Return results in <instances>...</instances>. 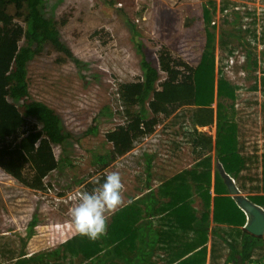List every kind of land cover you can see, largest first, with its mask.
<instances>
[{
    "label": "rangeland",
    "instance_id": "rangeland-1",
    "mask_svg": "<svg viewBox=\"0 0 264 264\" xmlns=\"http://www.w3.org/2000/svg\"><path fill=\"white\" fill-rule=\"evenodd\" d=\"M207 2L208 0H43V13L54 18L56 23L60 21L64 12L69 10L74 12L66 25L59 23L57 25L61 39L73 49L76 60L61 54L67 61L58 63L56 59L60 53L47 47L28 64L30 98L45 102L53 111L51 120L60 123L72 133V137L64 144L55 146L56 155L59 158H66L67 167L62 172L56 170L50 174L49 180L55 185V189L47 193L21 186L0 169V236L11 234L9 240L11 244L21 249L24 240L27 239L30 222L35 220L34 229L37 233L28 241L29 249L48 251L62 246L63 242L78 234L70 215V210L78 202L77 196L82 187L75 182L97 169L94 163L96 154L109 152L114 147L107 139L106 133L125 124L129 115L128 103L120 95L118 85L106 64L108 56L123 50L126 64L135 72L142 73V60L145 55L140 51L138 42L145 45L147 54L156 65L159 64L157 48L165 43L185 60L197 65L208 38V21L197 20L190 26L186 25V21L188 16H204L205 7L209 6ZM216 2L217 10L212 24L216 27L217 64L220 39L222 34H225L224 77L229 78V82L236 85L234 87H243L239 90L237 98L242 97L244 103L246 101L244 97L250 95L247 91L248 85L256 81L254 76L257 78L264 72V54L260 64V58L256 59L257 70L250 72L253 76L251 77L245 68L247 51L244 45L247 42L232 38L228 32H237L239 26L237 21L240 23L241 19H252L255 16L256 20L261 21V18H264L262 16L264 0H216ZM144 4H149V7L141 15L138 11ZM125 15L130 17V21ZM132 23L136 25V29ZM244 24L245 22L241 25ZM98 26H106L113 31L115 39L107 47L88 37V32ZM257 30L259 32V26ZM260 45L264 50V44L260 41L256 47L259 48ZM231 48L238 53L233 62L230 58L227 59L231 55ZM164 77L165 73H161V79ZM235 104L239 110V104L236 101ZM251 106L254 113L260 109L258 105ZM136 107L138 109V106ZM262 110L264 126V100ZM93 129L96 131H92ZM156 135L150 141L147 138L138 142L129 155L127 153L108 168V172L121 173L122 182L125 184L123 193L125 203L132 193H137L136 187L143 185L141 176L146 164L144 150H149L150 147L156 149L154 160L157 162L166 163L169 160L168 151L175 136L171 135L170 129L166 130L163 127H158ZM161 135L162 139L159 142L158 138ZM147 159L148 163L152 160L149 155ZM139 186L137 188H140ZM158 186L159 184L155 187L152 185V190L147 192V201L144 200L145 211L141 212L135 221L132 222L131 219L130 222L135 224V233H139L137 235L141 249L148 245L147 240L151 242L149 245H152L159 239L157 235L159 231L150 220V216H155L160 206ZM59 191L67 193L60 196ZM125 207L124 204L121 208ZM205 208L207 209L204 206L203 211ZM107 215L109 219L105 236L93 241L88 237L83 239L80 235L83 252L76 253L77 250L71 251L70 248L63 247L60 256L46 259L42 264H100V257L109 249L96 251L95 248L98 249L105 243L109 245V238H113V233H116L115 229L110 228L112 213ZM196 217L197 220L200 219ZM203 217L204 221L208 222V216ZM87 247H90V251ZM156 248L160 250L161 244L159 243ZM226 259L221 258V262ZM134 261L136 263V259ZM111 262L127 264L116 257Z\"/></svg>",
    "mask_w": 264,
    "mask_h": 264
},
{
    "label": "trees",
    "instance_id": "trees-1",
    "mask_svg": "<svg viewBox=\"0 0 264 264\" xmlns=\"http://www.w3.org/2000/svg\"><path fill=\"white\" fill-rule=\"evenodd\" d=\"M42 2L43 0H0V169L21 186L36 192L47 193L55 189V185L49 180L50 174L56 170L62 172L67 167L66 158H59L56 155L55 146L64 144L67 139L72 137V133L60 123L51 120L53 111L45 102L30 98L28 64L36 55L43 53L47 47H50L51 51L56 50L60 53L56 59L58 63L66 62V57L75 60L76 57L73 49L61 39L60 29L57 25V23L66 25L73 17V10L64 12L60 21L56 23L54 18L47 17L43 13ZM207 3L209 6L205 7L204 16H188L186 21L187 26L197 20L207 19L208 21V38L202 58L197 65L185 60L165 43L160 44L157 48L159 64L156 65L153 63L152 57L147 54L145 45L138 42L140 51L145 55L142 60V73L135 72L129 64H126L125 51H117L114 52V55L108 56L106 64L118 85L120 95L128 103L129 115L125 124L106 133L107 139L114 147L109 152L96 154L94 163L97 165V169L89 173L87 177L75 182L82 186L81 191L91 192L94 187H97L93 183L97 177L103 183L106 174L109 173L108 168L132 150L134 143L142 135H151L156 132L160 124L168 125L166 122L172 116L173 119L179 117L184 108L196 107L194 114L198 118H194V121L211 122L213 112L208 107L214 103L216 88L219 109L223 105L224 98H237L238 93L235 91L237 87H234L236 85L231 84L224 77L225 34H222L220 39V55L217 64L216 27L212 24L214 13L217 10V2L208 0ZM148 7L149 4H144L138 13L142 15ZM223 9L222 7L221 10ZM262 16L264 17V14ZM126 17L130 21V17ZM252 19L246 30L254 33V36L257 37L256 40L264 44V18H261L260 21L259 36L257 35L258 20L255 16ZM132 25L136 29V25L134 23ZM88 37L105 47L115 39L113 31L106 26L91 29L88 32ZM258 42L252 44L247 42L248 47L246 48L252 51L249 55L250 61H253V49ZM230 54H236L233 48L230 49ZM161 73H165V77L162 79ZM261 85L262 98L264 99V72L261 76ZM257 102H259V98H257ZM251 103L248 101L247 105ZM135 106H138V109ZM253 116L252 113L243 114L241 116L242 126L245 128L252 126ZM236 127V125L229 124V129L226 132H233ZM221 128L223 129V124L219 121V133H221ZM92 131H96V129ZM257 136H259V132H250L249 141ZM222 140L225 142L227 138L223 139L222 137ZM242 144H247V140H243ZM255 156L258 157L255 153L248 155L252 162ZM225 157L220 153V161H224ZM233 159L235 160V156ZM240 161H243L242 164H244L246 160L241 159ZM255 168L260 169L259 162ZM251 179L253 180L255 177L252 176ZM240 185L243 186V189H248V192L259 190L257 186L253 187V183L250 186H244L243 183ZM58 193V195L64 196L67 192L59 191ZM251 198L256 203L260 199L264 202V195L251 196ZM228 200L232 203H220L216 199L215 220L233 223L231 217H225V213L234 208L243 216L239 225H244L247 218L246 212L235 197L232 196ZM221 206L222 210L219 209ZM117 212H125V208H120ZM121 224L123 226L120 225L117 228L119 230L118 237H123L121 231L123 228H127V222H124L123 217ZM30 225L27 239L24 240L21 249L11 244L9 241L11 234L0 236V255L2 257L0 264H42L46 262V259L50 260L60 256L63 247H68L71 251L77 250L76 253L84 251L79 234L73 235L58 248L48 251H32L29 249L28 241L37 233L34 229L35 220L30 222ZM131 225L132 223H130ZM133 233L135 234V232ZM86 238L83 236V239ZM156 243L155 240L151 247ZM225 246L226 248L215 247L213 249L211 264L214 262L221 264V258L224 257L227 258L224 264H231V259H234L235 264H264V237H257L245 232L240 249L229 248L226 244ZM144 247L137 249L136 254H140L139 257L147 260L146 255L142 256ZM237 248L239 247L237 246ZM87 249L90 251V247ZM118 249L119 258L116 259L128 263L127 256L121 254L120 245H118ZM154 251L156 250H151V253ZM180 252L181 254L175 260L169 261L167 258L165 264L206 263L207 248L200 250L183 248ZM237 256L240 258L237 259ZM149 258L150 261L144 263L139 261L138 264H154L152 256L149 255ZM111 260L105 258L104 261L106 264H118L112 263ZM132 264L137 263L132 262Z\"/></svg>",
    "mask_w": 264,
    "mask_h": 264
},
{
    "label": "crops",
    "instance_id": "crops-1",
    "mask_svg": "<svg viewBox=\"0 0 264 264\" xmlns=\"http://www.w3.org/2000/svg\"><path fill=\"white\" fill-rule=\"evenodd\" d=\"M252 20L247 18L241 19L240 23L237 21V25L239 24V26L244 22L245 24L241 25V27L238 26L237 32L228 33L232 38H237V40L244 41L245 43L249 42L252 44L253 42H257V37L254 36V33L246 30V27ZM257 24L259 26L257 35L259 36L261 31L260 20H258ZM246 47L247 44L244 45L247 51L245 54L247 58L245 68L250 73L257 70L255 63L258 57L260 58L259 64L262 62L261 58H263L264 50L261 49V45L259 48L254 47V58L253 61H250L249 55L252 51ZM237 54L236 52V54L230 55L227 59L230 58L231 62H233ZM223 63L226 65L225 60ZM262 74L257 78L254 76L256 81L254 80L253 83L248 85L247 91H249L248 93L250 95L249 97H244L246 99L244 103L242 102V97L224 98L223 105L219 109L216 88L214 103L208 107L213 112V120L211 122L194 121V118H198L194 114L196 107H186L181 111L179 117L173 119L172 116L166 122L168 125L164 126V124H160L158 126L166 128V130L170 129L171 135L175 136L168 151L170 155L169 160L166 163L157 162L154 160L156 149H151L150 147L149 150H144L143 154H145L146 164L143 175L141 176L143 178V185H138L140 188H137L138 186L136 187L137 193H132V196L127 198L125 212L118 213L116 211L112 213L110 228L115 229L116 233H113V238H109V245H106L104 242V246L98 249L95 248L96 251L111 249L110 253L107 251L103 257H100V264H106L104 261L105 258H119L118 245H120L121 254L128 258L127 264L135 262L134 259H136L137 264L139 261L143 263L145 261L148 262L151 260L149 255L152 256L154 264H165L167 258L169 261L175 260L181 254L180 250L183 248L195 250L207 248L205 264H211L212 251L215 247L226 248V244L229 248L240 249L245 232L246 234L249 233L257 237H264V235L254 234L247 228L252 216L249 215L239 202L247 214L244 225H239L243 216L234 208L225 213V217H231L233 223L215 220L216 199L220 203H232L228 199L232 196L235 197L230 192L225 174L233 180L240 194L246 196L252 203L264 210V202L261 199L256 203L251 198V196L264 195V126L262 124V104L264 99L262 98ZM250 75L253 77L251 73ZM227 79L229 80V78ZM242 89L243 87H237L235 91L238 93ZM257 98H259V102H257ZM235 101L239 104V110L236 107L237 104H235ZM248 101L252 103L246 105ZM251 105L260 106L259 111L254 113L253 106ZM251 113L254 115L253 124L249 128H245L242 126L241 116ZM219 121L223 124L221 133H219ZM258 121L259 124H257ZM229 124L237 126L233 132H226L229 129ZM250 132H259V136L249 141ZM158 133L160 134V132ZM156 134L157 131L151 135H142L134 143V147L128 152V155L137 146L138 142L147 138L150 141L153 137L157 136ZM222 137L223 139L224 137L225 139L227 138V140L224 142ZM158 139L160 142L162 135ZM243 140H247V144H242ZM158 149H161L160 145ZM254 149H256V152H254ZM220 153L227 157H225L224 161H220ZM251 153L258 155V157L255 156L253 162L248 157ZM147 155L152 158L149 163L147 162ZM234 156L235 160L233 159ZM241 159L246 160L244 164H242L243 161H240ZM257 162H259L260 169L255 168ZM147 167L149 168L147 169ZM252 176L255 179L252 180ZM240 183H243L244 186H250L253 183V187L257 186L259 190L256 192H248V189H243ZM157 184H159L160 206L157 209L158 211H156V215L150 216V220L153 222L154 228L159 231L157 233L159 239L156 240L157 243L153 247L149 245L151 242L147 240L148 246H145L144 251H142V256L146 255L148 257L146 260L145 258L139 257L141 256L140 254H136V250H139V235L135 237L137 234L133 233L135 232V224L132 223L130 226V222L131 219L132 222L135 221L136 217L145 211L144 203L147 201V192L152 190V185L155 187ZM140 200L141 202H139ZM137 204L139 205L138 208ZM204 206L207 209L205 208L203 211ZM219 209L222 210V206ZM196 216L200 219L197 220ZM203 216H208V222L204 221ZM122 217L124 218V222H127V228H123L121 231L123 237H118L119 230L117 228L120 225L123 226L121 224ZM107 237L109 236L107 235ZM159 243L161 244L160 250L156 248ZM151 250L156 251L151 253ZM238 257L236 258L238 259ZM118 260L121 261V259ZM222 263L224 264L225 261ZM230 263L235 264L234 259H231ZM213 264L220 263L214 262Z\"/></svg>",
    "mask_w": 264,
    "mask_h": 264
},
{
    "label": "clouds",
    "instance_id": "clouds-1",
    "mask_svg": "<svg viewBox=\"0 0 264 264\" xmlns=\"http://www.w3.org/2000/svg\"><path fill=\"white\" fill-rule=\"evenodd\" d=\"M93 183L97 187L91 192L81 191L78 194V202L70 210V215L75 231L95 241L107 234V214L115 213L125 204V184L119 171L107 173L103 183L99 177Z\"/></svg>",
    "mask_w": 264,
    "mask_h": 264
},
{
    "label": "water",
    "instance_id": "water-1",
    "mask_svg": "<svg viewBox=\"0 0 264 264\" xmlns=\"http://www.w3.org/2000/svg\"><path fill=\"white\" fill-rule=\"evenodd\" d=\"M230 192L236 197L241 206L252 216L247 228L256 235H264V210L252 203L246 196L240 194L233 180L225 174Z\"/></svg>",
    "mask_w": 264,
    "mask_h": 264
}]
</instances>
